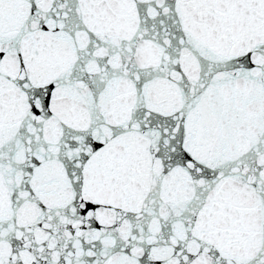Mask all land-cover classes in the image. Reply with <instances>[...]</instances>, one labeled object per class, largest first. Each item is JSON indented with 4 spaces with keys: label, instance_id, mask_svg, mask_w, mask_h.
Listing matches in <instances>:
<instances>
[{
    "label": "snow or ice",
    "instance_id": "1",
    "mask_svg": "<svg viewBox=\"0 0 264 264\" xmlns=\"http://www.w3.org/2000/svg\"><path fill=\"white\" fill-rule=\"evenodd\" d=\"M0 264H264V0H0Z\"/></svg>",
    "mask_w": 264,
    "mask_h": 264
}]
</instances>
